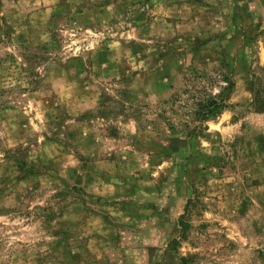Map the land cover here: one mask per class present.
I'll list each match as a JSON object with an SVG mask.
<instances>
[{"label": "rangeland", "instance_id": "374dc122", "mask_svg": "<svg viewBox=\"0 0 264 264\" xmlns=\"http://www.w3.org/2000/svg\"><path fill=\"white\" fill-rule=\"evenodd\" d=\"M0 264H264V0H0Z\"/></svg>", "mask_w": 264, "mask_h": 264}, {"label": "trees", "instance_id": "16d2710c", "mask_svg": "<svg viewBox=\"0 0 264 264\" xmlns=\"http://www.w3.org/2000/svg\"><path fill=\"white\" fill-rule=\"evenodd\" d=\"M225 107V102L223 99L212 98L207 105L202 108V111L197 112V116L204 120L216 116L222 108Z\"/></svg>", "mask_w": 264, "mask_h": 264}]
</instances>
